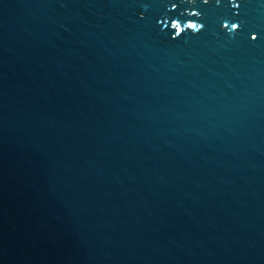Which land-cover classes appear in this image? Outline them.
Instances as JSON below:
<instances>
[{
    "label": "water",
    "instance_id": "95a60500",
    "mask_svg": "<svg viewBox=\"0 0 264 264\" xmlns=\"http://www.w3.org/2000/svg\"><path fill=\"white\" fill-rule=\"evenodd\" d=\"M0 264H264V0H0Z\"/></svg>",
    "mask_w": 264,
    "mask_h": 264
},
{
    "label": "clouds",
    "instance_id": "9594fccd",
    "mask_svg": "<svg viewBox=\"0 0 264 264\" xmlns=\"http://www.w3.org/2000/svg\"><path fill=\"white\" fill-rule=\"evenodd\" d=\"M236 27H237V24L234 23L233 26H232V28L235 29ZM253 38H254V36H253Z\"/></svg>",
    "mask_w": 264,
    "mask_h": 264
},
{
    "label": "snow or ice",
    "instance_id": "6c2138e0",
    "mask_svg": "<svg viewBox=\"0 0 264 264\" xmlns=\"http://www.w3.org/2000/svg\"><path fill=\"white\" fill-rule=\"evenodd\" d=\"M217 2L219 3V2H220V0H217ZM232 26H233V25H232ZM193 27H195V25H193ZM253 39H255V37H254Z\"/></svg>",
    "mask_w": 264,
    "mask_h": 264
}]
</instances>
